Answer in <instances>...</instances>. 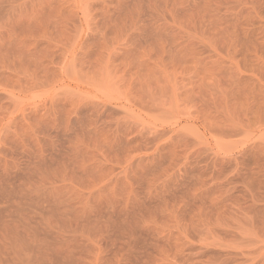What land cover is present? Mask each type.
Wrapping results in <instances>:
<instances>
[{"label": "rangeland", "instance_id": "1", "mask_svg": "<svg viewBox=\"0 0 264 264\" xmlns=\"http://www.w3.org/2000/svg\"><path fill=\"white\" fill-rule=\"evenodd\" d=\"M0 264H264V0H0Z\"/></svg>", "mask_w": 264, "mask_h": 264}, {"label": "bare ground", "instance_id": "2", "mask_svg": "<svg viewBox=\"0 0 264 264\" xmlns=\"http://www.w3.org/2000/svg\"><path fill=\"white\" fill-rule=\"evenodd\" d=\"M130 34H131V33H130ZM133 34H134V33H133ZM136 34H137V33H136ZM140 36H142V35H140ZM140 36H139V37H140ZM175 39H176V38H175ZM142 40H143V39H142ZM60 41H61V40H60ZM62 41H63V40H62ZM141 42H142V41H141ZM61 43H62V42H61ZM138 43H139V42H138ZM175 45H176V44H175ZM64 46H65V45H64ZM56 47H57V46H56ZM60 47H61V46H60ZM140 47H141V45H140ZM142 47H143V46H142ZM62 48H63V47H62ZM127 48H128V47H127ZM169 48H170V46H169ZM161 49H162V48H161ZM60 50H61V48H60ZM124 50H125V49H124ZM124 50H122V51H124ZM127 50H128V49H127ZM63 51H64V49H63ZM90 51H91V50H90ZM106 51H107V50H106ZM108 51H109V50H108ZM132 51H133V49H132L130 52H132ZM149 51H150V50H149ZM185 51H186V50H185ZM189 51H190V50H188V52H189ZM109 52H110V51H109ZM125 52H126V50H125ZM127 52H128V51H127ZM192 52H193V51H192ZM56 53H57V52H56ZM64 53H65V52H64ZM86 53H87V52H86ZM92 53H93V52H92ZM105 53H106V52H105ZM120 53H122V52H120ZM120 53H119V55H121V56H115V55H113V56H111V57L117 59V58H120V57H122V56H125V54H123V53L120 54ZM87 54H90V53H87ZM103 54H104V53H103ZM106 54H107V53H106ZM112 54H113V53H112ZM132 54H133V53H132ZM183 54H184V53H183ZM185 54H186V53H185ZM187 54H188V53H187ZM191 54H192V53H191ZM188 55H189V54H188ZM56 56H57V55H56ZM62 56H63V55H62ZM114 56H115V57H114ZM142 56H145V55L142 54ZM148 56H149V55H148ZM181 56H182V55H181ZM185 56H186V55H185ZM190 56H191V55H190ZM75 57H76V56H75ZM75 57H74V59L71 61L72 63L70 62L71 64H74V65H75V63H76V62H75V61H76V60H75ZM97 57H98V56H97ZM132 57H133V56H132ZM132 57H131V58H132ZM182 57H183V56H182ZM59 58H60V57H59ZM77 58H78V57H77ZM89 58H90V57H89ZM104 58H105V56H104ZM148 58H149V57H148ZM188 58L190 59V57H188ZM97 59H98V58H97ZM109 59H110V58H109ZM116 59L113 60V61H116ZM124 59H125V58H124ZM124 59H123V60H124ZM126 59H127V58H126ZM145 59H146V57H145ZM155 59H156V58H155ZM160 59H161V58H160ZM183 59H184V57H183ZM66 60H67V59H66ZM68 60H69V59H68ZM80 60H81V59H80ZM110 60H112V59H110ZM110 60H109V65L115 63V62L112 61L111 64H110ZM132 60H133V58H132ZM105 61H106V58H105ZM138 61H139V59H138ZM147 61H148V60H147ZM147 61H146V64H147ZM183 61H184V60H183ZM189 61H190V60H189ZM77 62H78V60H77ZM95 62H97V60H95ZM99 62H100V58H99ZM101 62H102V61H101ZM125 62H127V61H125ZM132 62H133V61H132ZM157 62H158V61H157ZM175 62H176V61H175ZM67 63H68V62H67ZM70 63H69V64H70ZM80 63H81V62H80ZM119 63H120V62H119ZM141 63H143V62H141ZM159 63H160V62H159ZM49 64H51V62H50ZM54 64H55V63H54ZM64 64H65V62H64ZM71 64H70V65H71ZM76 64H77V63H76ZM117 64H118V63H117ZM117 64L115 63V66H116ZM143 64H145V61H144ZM143 64H142V65H143ZM149 64H150V63H149ZM149 64H148V67H149ZM180 64H181V63H180ZM59 65H60V64H59ZM66 65H67V64H66ZM66 65H64L63 67H61V68H63L62 70H64V68H65ZM106 65H107V64H106ZM120 65H121V64H120ZM123 65H124V67H126V63H123ZM128 65H130V64H128ZM131 65H132V64H131ZM131 65H130V66H131ZM138 65L140 66V63H139ZM142 65H141V66H142ZM49 66H50V65H49ZM55 66H56V65H55ZM86 66H87V63H86ZM90 66H91V65H90ZM104 66H105V65H104ZM117 66H119V64H118ZM143 66H144V65H143ZM153 66H154V65H153ZM53 67H54V66H53ZM72 67H75V66H72ZM72 67H71V68H72ZM84 67H85V66H84ZM91 67H92V66H91ZM105 67H107V66H105ZM109 67L112 69L111 66H108V67H107V73H106V75H105V69H104V68H103V69H104V72L102 71L101 74L97 73V74L100 75V76H99V77H100V81H102L104 85H105V83H106V86H107V85L109 86V84H110V85L112 84L111 87H112V86H116V85H118L120 82L124 81V79H126V78H127V79L125 80V83L128 82V81H127V80H128V75H126V74H128V72H130V71H128V70L131 69V67H130V68L128 67V70H127V71H122V73H124V74H121V75H120L121 80H119V79H118L119 81H118V80H114V78H115V79L119 78V75L117 76V78H116V77H114V78L112 77L114 81H117V82H115V83H113L114 81H112V78H111V81H110L109 79H110V77H111L113 74L115 75V73H117V70H118V71L120 70V67H119V69H118V67H114V68H116V69H115V71H116L115 73H113L114 70L111 71ZM122 67H123V66H122ZM154 67H155V66H154ZM161 67H162V66H161ZM48 68H49V67H48ZM48 68H47V69H48ZM54 68H56V67H54ZM68 68H69V67L67 66V67L65 68V69H66V70H65L66 72H65V71H64V72L67 74V71H68V73H69V75H70V72H69V69H68ZM94 68H95V65H94ZM99 68H100V67H99ZM114 68H113V69H114ZM132 68H133V66H132ZM135 68H136V67H135ZM156 68H157V67H156ZM96 69H97V66H96ZM125 69H127V67H126ZM51 70H52V69H51ZM53 70H55V69H53ZM57 70H58V68H57ZM99 70H100V69H99ZM99 70H98V71H99ZM123 70H124V69H123ZM131 70H132V69H131ZM137 70H138V66H137ZM139 70H141V69H139ZM145 70H146V69H145ZM149 70H152V68H151V69L149 68ZM48 71H49V69H48ZM77 71H78V70H77ZM98 71H97V72H98ZM152 71H153V70H152ZM52 72H53V71H52ZM52 72H51V73H52ZM95 72H96V71H95ZM120 72H121V70H120ZM136 72H137V71H136ZM138 72L140 73V71H138ZM142 72H143V70H142ZM55 73H56V71H55ZM62 73H63V72H62ZM72 73H73V72H72ZM131 73H132V72H131ZM134 73H135V72H134ZM152 73H153V72H152ZM152 73H151V74H152ZM58 74H59V73H58ZM80 74H83V73H80ZM80 74H78V75L80 76ZM86 74H87V73H86ZM102 74H103V75H102ZM145 74H146V73H145ZM145 74H144L143 76H145ZM161 74H162V73H161ZM60 75H61V74H60ZM76 75H77V74H76ZM104 75H105V76H104ZM114 75H113V76H114ZM149 75H150V74H149ZM70 76H72V75H70ZM74 76H75V75H74ZM82 76H83V75H81V78H82ZM84 76H85V74H84ZM88 76H90V75H88ZM125 76H126V77H125ZM131 76H132V75H131ZM152 76H154V75H152ZM85 77H86V76H85ZM85 77H84V78H85ZM134 77H135V76H134ZM160 77H161V75H160ZM163 77H164V76H163ZM139 78H140V77H139ZM155 78H156V77H155ZM71 79H72V78H71ZM73 79H74V78H73ZM130 79H131V78H130ZM132 79H133V77H132ZM141 79H142V78H141ZM144 79H146V77H145ZM87 80H88V79H87ZM138 80H139V79H138ZM149 80L151 81V79H149ZM154 80H155V79H154ZM158 80H159V79H158ZM59 81H61V78H60ZM72 81H73V80H72ZM92 81L94 82V80H92ZM92 81H90V82H92ZM104 81H105V82H104ZM134 81H135V80H134ZM136 81H137V80H136ZM136 81H135V83H136ZM141 81H142V80H141ZM77 82H78V81H77ZM85 82H87V84H88V83H89V80H88V81H85ZM94 83H95V82H94ZM125 83H123V84H125ZM133 83H134V82H133ZM153 83H154V82H153ZM153 83H152V84H153ZM103 84H102V85H103ZM113 84H114V85H113ZM123 84H122V85H123ZM159 84H160V82H159ZM131 85H132V84H131ZM135 85H137V84H135ZM148 85H149V84H148ZM155 85H156V84H155ZM93 86H95V84H94ZM126 86H128V85H126ZM157 86H159V85H157ZM160 86H161V85H160ZM96 87H97V86H96ZM111 87H110V88H111ZM136 87H137V86H136ZM155 87H156V86H155ZM169 87H170V86H169ZM127 88H128V87H127ZM142 88H143V86H142ZM148 88H149V87H148ZM151 88H152V87H151ZM162 88H163V87H162ZM164 88H165V86H164ZM188 88H189V87H188ZM188 88H187V89H188ZM99 89H100V88H99ZM134 89H135V87H134ZM138 89H139V88H138ZM138 89H137V90H138ZM149 89H150V88H149ZM142 90H143V89H142ZM142 90H141V91H142ZM152 90H153V89H152ZM156 90H158V89H156ZM174 90H175V89H174ZM70 91H72V90H70ZM113 91H114V90H113ZM138 91H139V90H138ZM143 91H144V90H143ZM145 91H146V90H145ZM167 91H168V90H167ZM132 92H133V91H132ZM137 93H138L137 91L134 92V94H137ZM139 93H140V92H139ZM139 93H138V96H139V97H137V100H135V102H134L135 104H132V105H131V103L129 102L130 99L128 100L127 103H129L130 106H133V107H134V106H137V105H138V106H140V109L147 110V109L149 108V106L152 105V104L149 105V104L147 103V104L149 105V106H148V105L146 104V100H145L146 98H143V97L145 96L144 92H143V95H144V96H143V95L140 96ZM70 94H71V92H70ZM125 94H126V93H125ZM163 94H164V92H163ZM172 94H173V93H172ZM172 94H171V95H172ZM182 95H183V94H182ZM182 95H181V96H182ZM73 96H74V95H73ZM127 96H128V95H127ZM129 96H130V95H129ZM160 96H161V95H160ZM185 96H186V95H185ZM185 96H184V97H185ZM188 96H189V95H187V97H188ZM125 97H126V96H125ZM157 97H158V95H157ZM157 97H156V99H157ZM190 97H191V96H190ZM62 98H63V97H62ZM148 98H150V97H148ZM159 98H160V97H159ZM171 98H173V97H171ZM65 99H66V98H65ZM143 99H144V101H143ZM163 99H164V96H163ZM186 99H187V98H186ZM68 100H69V99H68ZM73 100H74V101H73ZM73 100H70V101L75 102V99H73ZM125 100H126V99H125ZM131 100H133V97H132ZM65 101H67V100H65ZM76 101H77V100H76ZM150 101H151V100H150ZM154 101H155V100H154ZM173 101H175V100L173 99ZM178 101H180V99H179ZM184 101H186V100L184 99ZM73 102H72V103H73ZM96 102H97V101H96ZM96 102H95V103H96ZM147 102H148V101H147ZM164 102H165V101H164ZM181 102H182V100H181ZM53 103H54V102H53ZM53 103H52V104H53ZM60 103H61V101L59 102V104H60ZM76 103H77V102H76ZM109 103H110V102H109ZM158 103H159V102H158ZM161 103H162V102H161ZM186 103H187V102H186ZM100 104H101V103H100ZM172 104H173V103H172ZM174 104H175V102H174ZM174 104L171 106V107H173V108H171V109H173V110H174V108H176ZM181 104H183V103H181ZM187 104H188V103H187ZM90 105H91V104H90ZM96 105H97V103H96ZM125 105H126V104H125ZM157 105H158V104H157ZM169 105H170V104H169ZM58 106H59V105H58ZM94 106H95V104H94ZM99 106H100V105H99ZM161 106H162V105H161ZM183 106H184V105H183ZM183 106H182V107H183ZM187 106H188V105H187ZM60 107H61V106H60ZM74 107H75V106H74ZM97 107H98V106H97ZM101 107H102V106H101ZM101 107H100V109H101ZM106 107H107V106H106ZM115 107H117V106H115ZM151 107H153V105H152ZM151 107H150V108H151ZM156 107H157V106H156ZM159 107H160V106H159ZM159 107H158V108H159ZM57 108H58V107H57ZM77 108H78V107H77ZM112 108H113V107H112ZM138 108H139V107H138ZM50 109H51V108H50ZM59 109H60V108H59ZM74 109H75V108H74ZM80 109H81V108H80ZM84 109H85V108H84ZM86 109H87V108H86ZM108 109H109V108H108ZM120 109H121V108H119V110H120ZM128 109H129V108H128ZM153 109H154V108H153ZM153 109H152V111H153ZM75 110H76V109H75ZM87 110H88V109H87ZM103 110H104V109H103ZM143 110H142V111H143ZM149 110H151V109H149ZM149 110H148V112H149ZM158 110H159V109H158ZM158 110H157V111H158ZM70 111H72V108H71ZM70 111H69V112H70ZM82 111H83V110H82ZM95 111H96V110H95ZM104 111H105V110H104ZM152 111H150V112L152 113ZM157 111H156V112H157ZM54 112H55V110H54ZM56 112H57V111H56ZM73 112H74V111H73ZM79 112H80V110H79ZM119 112H120V111H119ZM148 112L144 111V113H146L147 115H148V114H151V113H148ZM153 112H155V111H153ZM182 112H183V110H182ZM185 112H186V111H185ZM50 113H52V112H50ZM71 113H72V112H71ZM71 113H69V116H70ZM92 113L94 114V111H93ZM97 113H98V112H97ZM103 113H104V112H103ZM126 113H127V111H126ZM108 114H109V113H108ZM108 114H107V115H108ZM71 115H73V114H71ZM79 115H80V114H79ZM88 115H89V114H88ZM90 115H91V114H90ZM107 115H106V116H107ZM185 115H186V114H185ZM69 116H67V117H68V120H69ZM93 116H94V115H93ZM96 116H97V115H96ZM149 116H151V115H149ZM70 117H71V116H70ZM74 118H76V117H74ZM84 118H85V116H84ZM96 118H97V117H96ZM106 118H107V117H106ZM174 118H175V117H174ZM81 119H82V118H81ZM110 119H111V117H110ZM140 119H143V118L140 117ZM77 120H78V119H77ZM65 121H67V119H65ZM156 121H157V120H156ZM67 123H68V121H67ZM74 123H75V122H74ZM80 123H81V122H80ZM87 123L89 124L88 121L86 122V124H87ZM90 123L92 124V121H91ZM88 124H87V126H88ZM113 124H114V123H113ZM149 124H151V123H149ZM81 125H82V124H81ZM81 125H80V126H81ZM96 125H97V123H96ZM101 125H102V124H101ZM164 125H165V124H164ZM82 126H83V125H82ZM99 126H100V125H99ZM143 126H144V125H143ZM85 127H86V126H85ZM97 127H98V126H97ZM75 128H76V127H75ZM99 128H100V127H99ZM105 128H106V127H105ZM124 128H125V127H124ZM183 128H184V127H183ZM102 129H103V128H102ZM102 129H101L100 131H102ZM147 129H149V128H147ZM147 129H146V130H147ZM185 129H186V128H185ZM185 129H184V130H185ZM70 130H71V129H70ZM84 130H86V129H84ZM104 130H105V129H104ZM108 130H109V129H108ZM113 130H114V129H113ZM130 130H131V129H130ZM188 130H189V129H187V131H188ZM71 131H72V130H71ZM75 131H76V130H75ZM82 131H83V130H82ZM152 131H154V130H152ZM179 131H180V129H179ZM187 131H185V132H187ZM90 132H91V130H90ZM90 132H88V135H89ZM107 132H108V131H107ZM107 132H106V133H107ZM148 132H149V131H148ZM165 132H166V131H164V135H165ZM168 132H169V131H168ZM180 132H181V131H180ZM183 132H184V131H183ZM190 132H191V131H190ZM76 133H77V132H76ZM85 133H86V132H85ZM104 133H105V132H104ZM112 133H113V132H112ZM124 133H125V132H124ZM132 133H133V132H132ZM137 133H138V132H137ZM93 134H94V133H93ZM101 134H102V132H101ZM114 134H115V133H114ZM127 134H128V133H127ZM138 134H139V133H138ZM155 134H157V133H154V136H149V138H150V137H153V138H154V137H155ZM186 134H187V133H186ZM83 135H84V133H83ZM95 135H96V134H95ZM98 135H99V133H98ZM98 135H97V136H98ZM166 135H167V134H166ZM190 135H192V133H190L189 136H190ZM85 136H86V134H85ZM99 136H100V135H99ZM105 136H106V134H105ZM141 136H142V135H141ZM162 136H163V135H162ZM180 136H181V135H180ZM90 137H91V136H90ZM156 137H157V135H156ZM98 138H99V137H98ZM121 138H122V137H121ZM161 138H162V137H161ZM191 138H192V137H191ZM106 139H107V137H106ZM154 139H155V138H154ZM156 139H157V138H156ZM173 139H174V138H173ZM148 140H149V142H148ZM170 140H171V139H170ZM191 140H192V139H191ZM127 141H128V139H127ZM143 141H144V140H143ZM146 141H147L148 143H151L153 140L151 141L150 139H147ZM150 141H151V142H150ZM154 141H156V140H154ZM173 141H174V140H173ZM180 141H181V139H180ZM141 142H142V141H141ZM144 142H145V141H144ZM144 142H143V144H144ZM169 142H170V141H169ZM169 142H168V143H169ZM174 142H175V141H174ZM176 142H177V141H176ZM176 142H175V143H176ZM184 142H185V141H184ZM132 143H133V142H132ZM127 144H128V143H127ZM163 144H165V143H163ZM185 144H186V143H185ZM192 144H193V143H192ZM138 145H140V144H138ZM151 145H152V143H151ZM151 145H148V146H151ZM168 145H169V144H168ZM190 145H191V144H190ZM148 146H147V149H148ZM161 146H162V145H161ZM166 146H167V145H166ZM166 146H165V147H166ZM187 146H188V144H187ZM129 147H130V146H129ZM138 147H139V146H138ZM138 147H137V148H138ZM141 147H142V146H141ZM181 147H182V146H181ZM137 148H136V149H137ZM145 148H146V147H145ZM176 148H177V147H176ZM121 149H122V144H121ZM129 149H131V147H130ZM136 149H134V150H136ZM142 149H143V148H142ZM170 149H171V148H170ZM173 149H174V148H173ZM189 149H190V148L188 147V150H189ZM124 150H125V148H124ZM132 150H133V149H132ZM134 150H133V151H134ZM159 150H160V147H159ZM166 150H168V149H166ZM166 150H165V151H166ZM138 151H139V149H138ZM144 151H145V150H144ZM174 151H175V149H174ZM174 151H173V153H174ZM122 152H123V151H122ZM126 152H127V150H126ZM130 152H131V151H130ZM171 152H172V151H171ZM186 152H187V149H186ZM128 153H129V152H128ZM160 153H161V152H160ZM173 153H171V154H173ZM165 154H166V152H165ZM165 154H164V155H165ZM175 154H177V153H175ZM175 154H174V155H175ZM167 155H168V154H167ZM177 155H178V154H177ZM153 156H154V155H153ZM157 156H158V155H157ZM148 158H149V157H148ZM188 158H189V157H188ZM140 159H141V158H140ZM151 159H152V158H150V160H151ZM165 159H166V157H165ZM172 159H173V158H172ZM189 159H190V158H189ZM145 160H146V159H145ZM155 160H156V159H155ZM166 160H167V159H166ZM168 160H169V159H168ZM173 160H175V159H173ZM173 160H172V161H173ZM157 161H159L158 163L161 162V161L158 160V159H157ZM139 162H140V161H139ZM142 162H143V161H142ZM150 162H151V161H150ZM180 162H181V161H180ZM194 162H195V161H194ZM162 163H163V162H162ZM170 163H171V162H169V164H170ZM172 163H173V162H172ZM192 163H193V162H192ZM139 164H140V163H139ZM151 164H154V163L151 162ZM163 164H164V163H163ZM183 164H184V163H183ZM156 165H157V164H156ZM171 165H172V164H171ZM171 165H168V166H171ZM148 166H149V165H148ZM155 167H156V166H155ZM165 167H166V166H165ZM173 167H174V166H173ZM163 168H164V167H163ZM166 168H167V167H166ZM162 170H165V169H162ZM168 170H169V169H168ZM170 170H171V169H170ZM172 170H173V169H172ZM179 170H180V169H179ZM167 173H168V172H167ZM177 173H178V172H177ZM163 174H164V173H163ZM178 174H179V173H178ZM183 174H184V173H183ZM176 175H177V174H176Z\"/></svg>", "mask_w": 264, "mask_h": 264}]
</instances>
